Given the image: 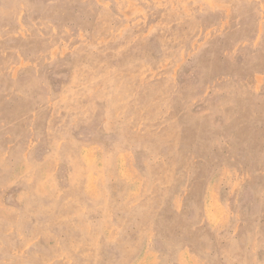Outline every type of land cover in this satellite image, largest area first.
Returning a JSON list of instances; mask_svg holds the SVG:
<instances>
[{
  "label": "rangeland",
  "instance_id": "374dc122",
  "mask_svg": "<svg viewBox=\"0 0 264 264\" xmlns=\"http://www.w3.org/2000/svg\"><path fill=\"white\" fill-rule=\"evenodd\" d=\"M185 69L209 81L231 151L258 150L264 223V0H0V264L170 257L146 243L174 178ZM178 146L175 116V162ZM155 225L174 238L171 220Z\"/></svg>",
  "mask_w": 264,
  "mask_h": 264
},
{
  "label": "crops",
  "instance_id": "0c3cea01",
  "mask_svg": "<svg viewBox=\"0 0 264 264\" xmlns=\"http://www.w3.org/2000/svg\"><path fill=\"white\" fill-rule=\"evenodd\" d=\"M186 72L179 75L176 90L174 74L170 92L174 178L154 216L151 244H146L149 249L163 252L161 258L171 253L163 263L159 259V264H229L231 259L239 264H261L264 223L258 219V150L231 151L229 143L237 145V136L224 130L227 115L217 105L213 110L209 81L191 83ZM103 111L101 107L99 116L95 115L86 128V135L93 141L103 139L106 133ZM175 116L179 126L176 162ZM191 136L200 142L199 148L186 147ZM245 157L250 158L249 164L243 162ZM178 165L182 178L176 179ZM165 207L170 211L163 212ZM160 216L176 226L171 240L163 228L155 225Z\"/></svg>",
  "mask_w": 264,
  "mask_h": 264
}]
</instances>
